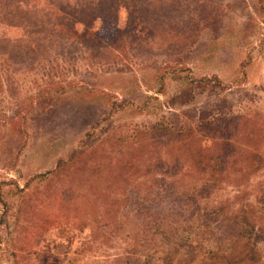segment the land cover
<instances>
[{"label":"rangeland","instance_id":"obj_1","mask_svg":"<svg viewBox=\"0 0 264 264\" xmlns=\"http://www.w3.org/2000/svg\"><path fill=\"white\" fill-rule=\"evenodd\" d=\"M56 1L23 0L35 15L0 28L14 41L0 42V71L24 90L0 84V264H159L174 240L152 224L225 247L237 213L254 215L264 264V0L159 13L147 0ZM196 147L222 171L202 174Z\"/></svg>","mask_w":264,"mask_h":264},{"label":"trees","instance_id":"obj_2","mask_svg":"<svg viewBox=\"0 0 264 264\" xmlns=\"http://www.w3.org/2000/svg\"><path fill=\"white\" fill-rule=\"evenodd\" d=\"M155 1H158V0H155ZM187 1L189 0H172L170 1V3L169 2L165 3L164 1H160L158 3H154L152 0H147L148 2L147 5H150V7L153 8L154 13L156 12L159 13L167 9V7H169V9H174L175 6L178 7L177 8L178 10L181 9L180 12H182L183 11L182 9L186 8V6L188 5L186 4ZM56 2L59 3L58 5H60V3L62 4L66 3L65 5L67 7L70 4V0H58ZM24 3L25 2H23V0H0V28H2L4 31L11 32L13 28H17V27H13L12 24L13 22H16V20L18 19L17 18L18 16H20V19H23V18H28L30 16L33 17L35 15L34 11H31V10L27 11L26 9L23 8ZM2 20H4V22H2ZM210 23H213V21ZM161 24H159L158 26L162 27ZM3 30L1 32H3ZM56 36H58V32L54 30L50 33L49 38H53ZM4 41L8 42L9 46L14 44V41L11 38L7 36H3V37L0 36V42H4ZM57 47H58V44L51 43V46L49 47L47 46V54L50 55V57H53L51 55H55V52L57 51ZM60 48H61V44H60V47H58V49ZM36 49L45 51L42 46H38ZM0 53H1V50H0ZM7 59L9 60L8 57ZM13 65L15 64L11 62L9 67H11L12 69ZM5 72L7 73V83H6V78H4V75H6ZM13 80L15 83L14 87H16L17 90H19L21 86L12 77V73L9 70V68L8 69L3 68L0 71V84L2 87L1 89L2 92H3V89H5L9 83L13 82ZM19 91L23 92L24 90H19ZM158 91L159 93L162 92V90H158ZM147 106L149 107L150 103L147 102L146 106H143V107L142 105H140L139 106L140 111L145 110ZM122 109L125 110L126 105H123ZM184 132L185 131L183 130H181L180 132L178 131L174 135V139H176V141L178 140L182 142L181 140L187 141L189 140L188 138H194L195 136V131L192 128L189 129L187 133L186 132L184 133ZM114 141H119V139H115ZM191 150L194 153L192 157H197L195 158L196 165L199 166L200 172L202 174H206L207 172H210L215 175L217 172L222 171L221 169L222 164L220 165V167L215 164V161H217L218 157L214 155L208 156V153H212L210 149H206V148L201 149L199 147H196V148H191ZM188 152L190 153V151ZM244 158L247 162H250V164H254V167L256 165L255 168L261 167L262 157L259 154L255 152H252V153L250 152L248 155L246 154ZM158 166L159 165H157L156 167ZM156 167L148 168V170L153 171ZM255 168L254 170H256ZM163 170L165 169L163 168ZM116 178L117 176L114 179ZM174 187L176 189V185ZM114 201L117 202V199H114ZM222 210H224V208L223 206H220L217 208V210H213V211H214V214L216 213V215H220V214L222 215L223 213ZM203 217L199 216L200 219H202ZM227 218H228L227 221L229 223L234 224V227L235 229L238 230V233L231 240L232 242L229 244V246H225V247L213 245V243L210 241L211 238L210 239L205 238V243L202 242V244L200 243V244H197V246L196 245L193 246L194 238H191L190 232H186L185 229L180 230L177 227L169 229L168 226H166V224L158 223V222L152 224L149 227L148 231L154 233L155 235L160 237V239L164 241H167L168 239L178 241L179 236L183 234L182 237L184 236L183 237L184 241L181 242V245H186L183 243L190 242L191 244H189V246L187 245V247L195 248L194 250L195 252H193L191 255H187L183 253L184 251L183 249L185 248H181V246L179 247L177 244L175 245V242L173 241L168 246L167 249H161L159 251L157 255V259L160 261L159 264H175L180 259V257L182 258L181 261L187 262L188 264H192V263H195V264H256L258 263V260H259L258 251L255 247V244L252 241V238L256 231V224L253 221L254 215L250 213L239 215L237 213V215H235L233 219H236V218H239V219L231 220V218L229 217ZM201 221L202 222L200 223H203L204 225L205 223L203 222V220ZM114 230L115 229H112L113 233H114Z\"/></svg>","mask_w":264,"mask_h":264}]
</instances>
